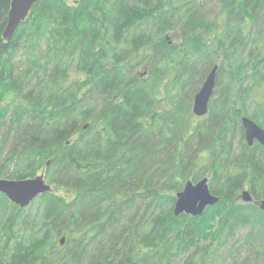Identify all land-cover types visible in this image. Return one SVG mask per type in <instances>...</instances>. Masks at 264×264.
<instances>
[{"label":"trees","instance_id":"obj_1","mask_svg":"<svg viewBox=\"0 0 264 264\" xmlns=\"http://www.w3.org/2000/svg\"><path fill=\"white\" fill-rule=\"evenodd\" d=\"M11 1L0 0V157L11 145L0 178L43 170L63 192L52 189L27 208L0 194V264H264L257 203L264 199V146H249L242 125L247 116L264 128V0H216L218 9L196 0L179 40L170 43L162 32L139 41L152 51L147 73L121 85L82 43L75 65L83 79L3 105L15 81L4 62L22 30L38 17L70 20L57 42L62 51L79 28L78 8L39 0L6 41ZM124 1L119 16L131 35L137 20ZM93 8L107 27L105 7L94 0ZM215 65L209 113L199 118L194 99ZM203 174L219 202L200 217L175 216L177 193ZM245 185L257 204L238 202Z\"/></svg>","mask_w":264,"mask_h":264},{"label":"rangeland","instance_id":"obj_2","mask_svg":"<svg viewBox=\"0 0 264 264\" xmlns=\"http://www.w3.org/2000/svg\"><path fill=\"white\" fill-rule=\"evenodd\" d=\"M99 1L105 7L109 19L105 28L97 23L96 17H99V14L91 11L94 9V0H65L69 7L78 8L76 20L79 28L77 32L70 33V42L62 46V51L57 42L67 35L66 30L70 31V20L46 21L38 17L32 27L22 30L24 33L14 55L4 62L6 69L13 74L11 80L15 81L5 88L3 105H10L13 101L19 103V97L28 94L50 96L56 89L68 85L71 81L83 79V73L78 71L75 65L76 55L82 43L96 50L101 69L108 73L117 85L127 82L135 74L146 75L152 51L147 50V44L139 41L152 42L157 40L162 32H166L165 40L176 42L180 39L181 29L178 28L189 16L193 3L197 4L196 0H178L176 9H171L166 5V0H125L137 20L133 34L128 35L124 32V20L119 16V0ZM210 5L219 8L216 0H207V8ZM146 10L150 13H145ZM138 43L141 45L137 46ZM157 52L160 53V50ZM159 53H153L154 57ZM25 76L27 78L23 80ZM9 148L11 145L7 144L4 155L0 157V165ZM42 172L43 170L39 174ZM204 177L210 178V174H203L201 178ZM52 189L60 194L63 192V188L56 185H52ZM244 189L250 191L248 185H245ZM242 192L243 190L238 192V202H243Z\"/></svg>","mask_w":264,"mask_h":264},{"label":"water","instance_id":"obj_3","mask_svg":"<svg viewBox=\"0 0 264 264\" xmlns=\"http://www.w3.org/2000/svg\"><path fill=\"white\" fill-rule=\"evenodd\" d=\"M39 0H12L8 12V22L3 33V39L10 41L19 26L29 16L32 8ZM218 65H215L208 74L204 84L196 94L193 105V112L196 116L203 117L209 113V105L213 98L217 83ZM242 124L245 130V138L249 146L257 141L264 146V128L253 119L244 116ZM52 191V184L48 183L44 174L25 179L0 178V194H4L12 203L20 208H27L40 195ZM243 203L254 201L249 190L242 192ZM220 200L219 196L211 192L209 179L207 177L194 182L188 180L184 188L176 195L174 204L175 216L188 214L193 217L204 215L208 207L216 205ZM264 210V199L258 203ZM65 243V238L61 240Z\"/></svg>","mask_w":264,"mask_h":264},{"label":"bare ground","instance_id":"obj_4","mask_svg":"<svg viewBox=\"0 0 264 264\" xmlns=\"http://www.w3.org/2000/svg\"><path fill=\"white\" fill-rule=\"evenodd\" d=\"M27 18H28V17H27ZM27 18H26V19H27ZM25 21H26V20H25ZM25 21H24V22H25ZM195 116H196V115H195ZM197 117H199V116H197ZM203 117H204V116H203ZM242 118H243V117H242ZM242 125H243V124H242ZM243 128H244V127H243ZM244 133H245V130H244ZM245 140H246V138H245ZM246 142H247V141H246ZM256 142H257V141H256ZM257 143H258V142H257ZM248 145H249V144H248ZM253 145H254V144H253ZM204 178H205V177H204ZM207 178H208V177H207ZM202 179H203V178H202ZM208 179H209V178H208ZM190 180H191V179H190ZM200 180H201V179H200ZM192 181H193V180H192ZM198 181H199V180H198ZM198 181H196V182H198ZM194 182H195V181H194ZM243 191H244V190H243ZM216 196H217V195H216ZM253 199H254V198H253ZM262 200H263V199H262ZM260 201H261V200H260ZM260 201H259V202H260ZM175 202H176V201H175ZM251 203H255V204H257L255 201H253V202H251ZM258 206H259V205H258Z\"/></svg>","mask_w":264,"mask_h":264},{"label":"flooded vegetation","instance_id":"obj_5","mask_svg":"<svg viewBox=\"0 0 264 264\" xmlns=\"http://www.w3.org/2000/svg\"><path fill=\"white\" fill-rule=\"evenodd\" d=\"M13 38V37H12Z\"/></svg>","mask_w":264,"mask_h":264}]
</instances>
